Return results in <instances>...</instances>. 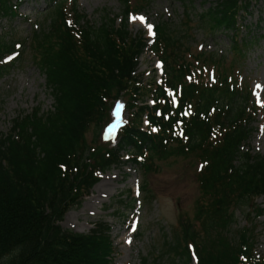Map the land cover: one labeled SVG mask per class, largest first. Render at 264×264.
<instances>
[{
    "label": "trees",
    "instance_id": "16d2710c",
    "mask_svg": "<svg viewBox=\"0 0 264 264\" xmlns=\"http://www.w3.org/2000/svg\"><path fill=\"white\" fill-rule=\"evenodd\" d=\"M21 1L0 0V16H14ZM52 1L26 40L52 105H36L12 119L9 131H0V264H116L106 222L78 232L61 225L64 214L81 204L99 172L132 163L145 175L170 158L194 161L199 194L192 218L179 215V229L163 241L161 255L172 264H188L193 255L196 264H264L255 251V219L264 214L255 202L264 196V154L248 145L257 107L249 81L239 79L240 61L227 64L218 52L190 51L184 38L194 0H182L179 25L155 24L151 44L128 28L129 12L144 8L139 3L131 8L130 0H119L123 11L116 23L118 14L104 11L99 22L92 21L75 0L68 11L66 0ZM249 4L216 0L197 15L203 28L231 33L229 49L239 59L243 41L254 39H236ZM22 47L0 34V74L23 60ZM147 47L162 61L159 81L137 71ZM15 51L19 55L7 63ZM120 98L126 122L114 145L102 144V122ZM143 180L148 202L152 194ZM237 207L247 222L232 230Z\"/></svg>",
    "mask_w": 264,
    "mask_h": 264
},
{
    "label": "rangeland",
    "instance_id": "374dc122",
    "mask_svg": "<svg viewBox=\"0 0 264 264\" xmlns=\"http://www.w3.org/2000/svg\"><path fill=\"white\" fill-rule=\"evenodd\" d=\"M215 1L194 0L191 7L188 6L192 21L184 40L190 51H214L222 54L227 64L229 61L241 62L239 76L249 81L258 109L253 122L256 129L248 145L253 152L264 154V0H249L248 12L241 14L242 27L236 39L254 36L252 42L243 41L244 55L241 59L229 49L230 32L214 31L208 26L203 28L197 18L198 13ZM51 2L53 1L22 0L14 16H0V34L7 33L25 44V48H20L23 60L14 62L0 74L1 132L9 131L12 119L31 112L34 106L40 105L43 110H47L52 105L53 100L46 89L44 75L32 61L26 41L37 23L43 21ZM76 3L80 11L92 21L99 22L104 11L110 17L123 11L119 0H76ZM134 3L144 7L141 10L143 14L130 16L128 28L132 33L146 32L150 36L152 32L149 26L163 20L173 26L179 25L186 9L182 0H131V5ZM66 6H70V1ZM139 17H143L144 21L141 22ZM118 21L117 17L116 23ZM138 62V72H143L144 77L153 76L158 79L159 63L149 49L141 54ZM122 106L121 100L113 103L101 125L100 143L109 145L116 142L114 131L126 117ZM94 133V128L88 131V141L94 138ZM122 154L126 157L127 152L122 151ZM192 162L194 161L191 159L183 161L170 158L160 162L157 172L145 175L132 163L112 166L99 174V181L81 204L64 214L61 225L74 231L88 232L95 221L106 222L116 247V264H142V257H148V264H172L168 255H161L162 245L164 240L172 237L175 229H179L178 218L181 213L190 218L193 216L194 201L199 193L195 180L197 166L195 168V163L193 165ZM143 179H146L147 188L152 194L148 202L145 201L147 193L144 197L141 192ZM255 202L264 207V196L257 197ZM234 214L232 230L247 222L242 207H237ZM255 222L258 232L255 251L264 255V214L255 219ZM188 264H196L195 259Z\"/></svg>",
    "mask_w": 264,
    "mask_h": 264
},
{
    "label": "snow or ice",
    "instance_id": "6c2138e0",
    "mask_svg": "<svg viewBox=\"0 0 264 264\" xmlns=\"http://www.w3.org/2000/svg\"><path fill=\"white\" fill-rule=\"evenodd\" d=\"M138 19H140V20H141V22H143V21H144V18H143V17H139ZM149 28H151V26H149Z\"/></svg>",
    "mask_w": 264,
    "mask_h": 264
}]
</instances>
